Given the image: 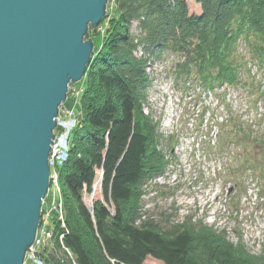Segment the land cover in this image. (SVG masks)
Segmentation results:
<instances>
[{
	"label": "trees",
	"instance_id": "1",
	"mask_svg": "<svg viewBox=\"0 0 264 264\" xmlns=\"http://www.w3.org/2000/svg\"><path fill=\"white\" fill-rule=\"evenodd\" d=\"M195 1L200 14L190 12L187 0L110 1L105 32L97 34L99 44L80 82L82 117L59 168L68 230L55 214L52 244L39 264H144L149 257L163 264H264L204 225L184 222L165 231L151 219L136 224L139 184L166 164L142 113L149 59L166 51L182 54V74L195 71L208 87L233 85L240 80L238 39L264 37V0ZM256 52L263 63L264 45ZM100 168L107 205L98 200L91 211L83 189L91 190Z\"/></svg>",
	"mask_w": 264,
	"mask_h": 264
},
{
	"label": "rangeland",
	"instance_id": "2",
	"mask_svg": "<svg viewBox=\"0 0 264 264\" xmlns=\"http://www.w3.org/2000/svg\"><path fill=\"white\" fill-rule=\"evenodd\" d=\"M110 1L104 19L108 18ZM187 2L192 14L202 12L195 0ZM104 19L95 27L90 25L88 31L87 39L95 47L97 34L105 32ZM245 36L238 39L235 49L241 65L240 80L233 85L225 82L208 87L198 81L195 71L189 76L182 74V54L166 51L149 59L145 71L150 82L142 113L153 126L155 145L166 164L160 173L144 174L139 184L136 224L151 219L165 231L184 222L204 225L228 246L242 249L246 257L264 260V62L256 52L264 45V37L253 33ZM137 52L144 54L142 48ZM82 80L70 83L68 98L59 108L54 134L60 138L61 146L55 159L50 152L51 181L42 200L40 225L46 213L52 217L56 214L64 230H68L66 220L59 219L61 209L56 213L53 205L62 204L65 219L59 168L72 147L71 133L82 117ZM52 146L53 143L51 149ZM103 180L100 168L91 190L84 185V201L91 211L98 200L105 203ZM56 188L57 194L53 192ZM110 210L114 214V208ZM49 228L52 232L51 225ZM63 238L64 234L60 235L61 242ZM52 239L53 232L33 255L39 258ZM30 255L25 264H39ZM144 264L163 263L149 257Z\"/></svg>",
	"mask_w": 264,
	"mask_h": 264
},
{
	"label": "water",
	"instance_id": "3",
	"mask_svg": "<svg viewBox=\"0 0 264 264\" xmlns=\"http://www.w3.org/2000/svg\"><path fill=\"white\" fill-rule=\"evenodd\" d=\"M109 0H0V264H25L50 187L60 106ZM33 251V250H32Z\"/></svg>",
	"mask_w": 264,
	"mask_h": 264
},
{
	"label": "built area",
	"instance_id": "4",
	"mask_svg": "<svg viewBox=\"0 0 264 264\" xmlns=\"http://www.w3.org/2000/svg\"><path fill=\"white\" fill-rule=\"evenodd\" d=\"M60 118H58V120H59ZM60 138L59 137H56L55 139H54V142H53V146H52V154H51V157H52V159H55V157L58 155L57 154V152L60 150V149H58V148H60ZM59 155H61V153H59ZM59 159H60V157H59ZM52 162H55V161H52ZM55 164V163H54ZM53 164V165H54ZM55 172V171H54ZM56 178H57V173H56ZM59 188V187H58ZM57 188H56V190H54L53 192H55L56 194H57ZM54 207H55V212L57 213V212H59V211H57V209L59 208V210H60V216H59V219H63V221L65 220L64 219V216H63V214H62V210H63V206H62V204L61 205H58L57 203L56 204H54L53 205ZM52 219V216L50 215V213H46L44 216H42V225H40V227H42V229H41V231H39L40 232V234H39V232L37 233V237H36V243L34 242V244L32 245V247H31V250H29V252L28 253H31V255H33L34 254V252H35V250L36 249H39L41 246H43L45 243H46V241H49L50 240V238H51V236H52V232H51V230H50V228H49V225H50V220ZM63 226H66L65 225V223H63ZM40 230V229H39ZM39 234V235H38ZM33 250V251H32ZM27 253V254H28ZM30 255V256H31ZM30 258V257H29ZM38 259V257H36L35 255H33V256H31V258L30 259H33V260H35V259ZM36 259V260H37Z\"/></svg>",
	"mask_w": 264,
	"mask_h": 264
},
{
	"label": "bare ground",
	"instance_id": "5",
	"mask_svg": "<svg viewBox=\"0 0 264 264\" xmlns=\"http://www.w3.org/2000/svg\"><path fill=\"white\" fill-rule=\"evenodd\" d=\"M54 166V165H53ZM57 169H58V166H57Z\"/></svg>",
	"mask_w": 264,
	"mask_h": 264
}]
</instances>
